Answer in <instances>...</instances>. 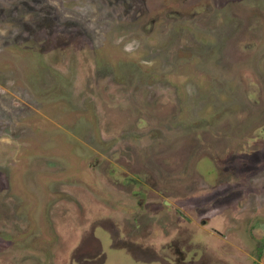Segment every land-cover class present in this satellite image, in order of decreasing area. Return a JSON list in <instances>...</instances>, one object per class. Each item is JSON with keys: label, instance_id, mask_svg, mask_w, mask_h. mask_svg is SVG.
Masks as SVG:
<instances>
[{"label": "rangeland", "instance_id": "rangeland-1", "mask_svg": "<svg viewBox=\"0 0 264 264\" xmlns=\"http://www.w3.org/2000/svg\"><path fill=\"white\" fill-rule=\"evenodd\" d=\"M141 257L264 264V0H0V264Z\"/></svg>", "mask_w": 264, "mask_h": 264}, {"label": "flooded vegetation", "instance_id": "flooded-vegetation-1", "mask_svg": "<svg viewBox=\"0 0 264 264\" xmlns=\"http://www.w3.org/2000/svg\"><path fill=\"white\" fill-rule=\"evenodd\" d=\"M164 204H167V202L165 201ZM141 260L144 261V262H142V264H144L145 262L149 263L153 259L152 258H144V257H141ZM183 264H185V263H183ZM187 264H199V263L197 261L188 260V263Z\"/></svg>", "mask_w": 264, "mask_h": 264}]
</instances>
